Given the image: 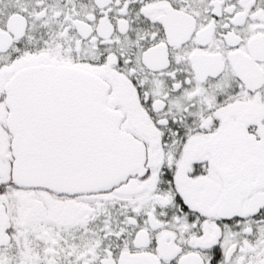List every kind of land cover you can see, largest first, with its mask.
Instances as JSON below:
<instances>
[{"label":"snow or ice","instance_id":"1","mask_svg":"<svg viewBox=\"0 0 264 264\" xmlns=\"http://www.w3.org/2000/svg\"><path fill=\"white\" fill-rule=\"evenodd\" d=\"M0 264H264V0H0Z\"/></svg>","mask_w":264,"mask_h":264}]
</instances>
